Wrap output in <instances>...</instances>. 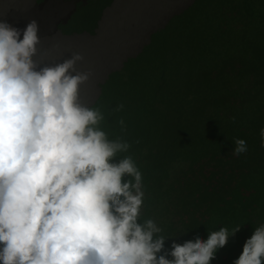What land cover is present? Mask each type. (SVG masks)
<instances>
[{
    "label": "clouds",
    "instance_id": "1",
    "mask_svg": "<svg viewBox=\"0 0 264 264\" xmlns=\"http://www.w3.org/2000/svg\"><path fill=\"white\" fill-rule=\"evenodd\" d=\"M77 1H61L64 16L56 17L55 28L63 35L96 36L117 0L103 10L94 34H64L57 24L68 20ZM130 2V30L145 41L112 72L142 53L153 33L194 0L172 15L167 9L172 0ZM150 2L153 11L147 13ZM125 3L120 0L116 9ZM151 16L166 20L153 30ZM123 18L120 12L117 25ZM28 22L21 39L20 29L0 19V264H210L239 227L211 231L207 240L174 241L164 253L162 229L151 218L141 221L142 173L131 155L120 156L131 144L110 138L102 127L104 112L91 106L112 72L94 103L82 102L81 86L93 76L92 70L77 69L83 54L44 63L38 22ZM118 123L123 130L124 120ZM260 135L264 140V129ZM233 140V155L247 152L244 139ZM234 264H264V224L246 240Z\"/></svg>",
    "mask_w": 264,
    "mask_h": 264
},
{
    "label": "trees",
    "instance_id": "2",
    "mask_svg": "<svg viewBox=\"0 0 264 264\" xmlns=\"http://www.w3.org/2000/svg\"><path fill=\"white\" fill-rule=\"evenodd\" d=\"M112 3L78 0L57 27L74 34L63 29L84 10L94 34ZM101 88L91 106L104 112L110 138L131 144L120 156L131 155L142 173L141 221L162 229L164 253L174 241L239 227L210 262L234 264L264 224V0H194ZM234 138L247 152L232 154Z\"/></svg>",
    "mask_w": 264,
    "mask_h": 264
},
{
    "label": "rangeland",
    "instance_id": "3",
    "mask_svg": "<svg viewBox=\"0 0 264 264\" xmlns=\"http://www.w3.org/2000/svg\"><path fill=\"white\" fill-rule=\"evenodd\" d=\"M61 1L45 0V2L36 4V0H0V19H6L9 24L13 23V27L20 29L21 39L23 38L22 30L26 28L28 21L35 19L39 25V36L42 41L39 58L46 64L62 63L65 59H70L74 52L83 54L84 61L77 64V69L80 71L92 70L93 76L87 84L81 86L80 97L82 102L91 105L100 93V84L105 76L120 68L127 56L136 54L145 38L134 36L135 30H130L131 16L128 14L130 0H124L126 1L125 6L116 9L120 1L117 0L115 9L113 7L106 11L107 14L101 21L100 30L96 36L89 34L63 35L55 28L56 20L60 19H56V17L64 16L63 2ZM172 1L174 5L167 6L171 12L170 15L182 10L189 2V0ZM71 7H73V2L67 6L65 14L69 13ZM146 10L147 13L153 11L151 2L147 3ZM120 12L124 14V23L117 25V15ZM83 13L84 10L73 16L74 13L71 17L72 20L63 29L64 32L79 34L82 30L89 31L94 18L92 15ZM79 15L81 16L79 17ZM151 18L153 21H150V27L153 30L161 27L166 20L155 19L153 16Z\"/></svg>",
    "mask_w": 264,
    "mask_h": 264
}]
</instances>
